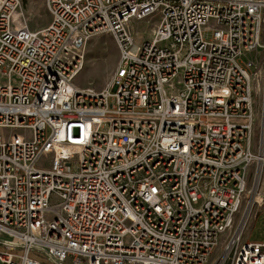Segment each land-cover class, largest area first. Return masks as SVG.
<instances>
[{
	"label": "built area",
	"instance_id": "built-area-1",
	"mask_svg": "<svg viewBox=\"0 0 264 264\" xmlns=\"http://www.w3.org/2000/svg\"><path fill=\"white\" fill-rule=\"evenodd\" d=\"M44 1L32 30L0 0V264H264V0ZM104 33L109 83L77 86Z\"/></svg>",
	"mask_w": 264,
	"mask_h": 264
},
{
	"label": "rangeland",
	"instance_id": "rangeland-1",
	"mask_svg": "<svg viewBox=\"0 0 264 264\" xmlns=\"http://www.w3.org/2000/svg\"><path fill=\"white\" fill-rule=\"evenodd\" d=\"M20 21L25 22L32 30L43 28L50 20L44 0H22L18 9ZM157 15L143 20H131L129 28L137 37L149 38L152 28L157 22ZM210 33H205L208 39ZM84 65L78 73L75 84L83 87L91 85L95 88L106 86L116 67L119 52L110 34H99L93 36L85 45L83 50ZM248 58H255L258 63L251 69L253 73V87L255 92L256 107L258 110L257 136L260 135L259 125H264V52L262 50L245 53L241 62ZM259 189L256 197L264 198V164L259 175ZM260 203L256 202L254 212L251 216L244 238L252 241H260L263 238L262 217L260 214Z\"/></svg>",
	"mask_w": 264,
	"mask_h": 264
}]
</instances>
